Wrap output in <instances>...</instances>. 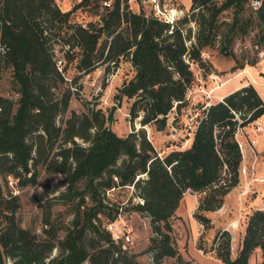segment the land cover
I'll return each mask as SVG.
<instances>
[{
  "label": "trees",
  "instance_id": "1",
  "mask_svg": "<svg viewBox=\"0 0 264 264\" xmlns=\"http://www.w3.org/2000/svg\"><path fill=\"white\" fill-rule=\"evenodd\" d=\"M248 2L190 0L184 14L170 23L145 13L141 2L137 11L120 0H112L110 6L101 5V0H79L62 10L56 0H0L4 48L0 62L12 67V83L19 95L16 100L0 95V177H16L20 186L33 184L42 165L62 177L53 187L46 185L45 195L35 197L40 200L63 185L54 197L73 203L72 218L60 236L48 199L42 206V233H37L19 223V195H6L0 179V264H143L107 228L128 208L150 218L154 235L148 246L149 264H163V257L179 254L171 218L186 192L196 195L195 219L209 225L208 212L218 209L240 181L242 152L236 129L261 119L264 98L252 82L208 104H190L187 93L197 79L194 66L202 74L215 68L204 52L215 49L231 56L230 70H236L245 65L235 54L236 38L243 39L255 26L254 44H264V0L256 8ZM101 6L105 9L99 13ZM80 7L101 15L85 24L75 21L72 12ZM226 10L231 12L230 20L222 15ZM56 45L65 59L62 67L57 64ZM124 56L133 73L116 95L131 99V130L116 133L108 125L112 112L85 99L84 110L71 109L60 123L58 117L71 98L80 97L77 75L66 74L68 63L74 62L81 74L101 64L107 70L114 68ZM189 104L193 128L188 126L185 144L160 152L147 137L146 126L165 129L168 114L173 111L176 122ZM196 105L200 112L195 113ZM125 186L131 187L128 201L133 197L142 201L123 206L107 195ZM230 243L228 230L216 231L210 250L220 264H248L256 248L261 249L258 264H264L263 208L249 212L234 255ZM54 248L58 251L52 255Z\"/></svg>",
  "mask_w": 264,
  "mask_h": 264
},
{
  "label": "rangeland",
  "instance_id": "2",
  "mask_svg": "<svg viewBox=\"0 0 264 264\" xmlns=\"http://www.w3.org/2000/svg\"><path fill=\"white\" fill-rule=\"evenodd\" d=\"M78 1L56 0L62 10L72 8ZM169 1L171 6L180 8L183 5L187 7L190 3V0ZM161 2H164V0H161ZM139 3L140 1L132 2L130 8L137 11ZM141 6L145 13H152L151 4L141 3ZM104 9L101 6L99 13ZM182 9L185 11L187 8ZM100 15L80 7L72 12V19L85 24L88 21L97 20ZM222 15L228 20L231 18L230 10L224 11ZM189 25L194 31L195 24L190 22ZM256 31L255 26L251 27L250 32L243 39L236 38L234 42L235 54L245 62L243 68L230 70L234 64V59L231 56L217 53L215 49L203 53V56L212 61L215 68L202 74L201 70L194 66L197 79L188 94L190 104H195L197 101H206L205 104L215 101L219 99L217 94H221L245 80L256 85L264 98V44L260 46L254 44ZM56 54L58 59H61V62H57V64L62 67L65 59L63 52L60 50V45H56ZM250 62L253 63L250 64ZM132 73L133 68L125 56L120 57L118 66L114 68L107 70L101 64L93 70L81 74L75 68L74 62L68 63L66 74L70 78L77 75L76 84L79 88L80 97L73 96L71 98L67 110L58 117V121L63 123L71 109L84 110L82 100L85 99L90 105L101 107L105 112H112V120L108 122V125L116 133L126 134L132 128V123L128 119L131 99L125 96L119 99L116 92H118L122 83L130 78ZM214 73L221 74L224 82L220 84L219 81L214 79ZM0 95L13 100H16L19 96L16 87L12 83V67L4 65L3 62H0ZM190 104L187 108L181 109L178 118L175 120L176 122L172 120L173 111L170 112L168 114V125L165 129L154 130L152 127L146 126L147 137L151 138L160 152L163 148L168 150L176 143L185 144L186 137L190 135L188 126L191 122V113H193ZM195 109H197L195 113L200 112L197 105ZM261 119L260 122L257 119L242 127L236 135L242 145V159L239 167L240 181L226 194L225 204L221 208L208 212L211 219L209 225L200 223L194 217L196 198L189 194L190 192L182 198L178 210L171 218V235L173 244L179 254L173 257H163V264H218V260L210 247L213 244L216 231L220 229H226L230 232L231 254L236 253L245 231L249 212L259 206L264 209V114ZM133 124L135 128L140 125L138 119H135ZM258 125H260V129ZM37 169L39 174L36 183L33 184L28 183L20 186L16 177L11 176V180L8 176H1L4 193L9 195L10 192H16L19 195L20 206L16 211L18 221L23 226L34 228L37 233H42L45 210L42 206L49 199L51 202L49 208L51 219L59 225L61 228L59 235L63 236L64 227L69 225L72 218L71 206H73V203L70 200L65 201L54 197L64 187L63 185L57 191L48 192L46 196H42V199L38 200L35 195H45L42 191L46 189V185L49 188L53 187L62 175L48 172L42 165H38ZM107 195L113 200L121 202L123 206H129L137 200L135 197H133L134 201L132 200V202L127 200L131 195V187L129 186L116 188L113 192H108ZM119 215L117 216V223L120 227L124 225L125 230H129L131 236V239L127 242L124 241V236L121 237L122 242L128 247L129 251L137 253L140 262L143 264L151 263L148 246L150 245V237L154 235V232L150 224V218L138 211H131L129 208L123 209ZM1 223L3 224V221ZM57 251L58 249L54 248L52 255L56 254ZM260 260L261 249L256 248L250 254L248 264H258Z\"/></svg>",
  "mask_w": 264,
  "mask_h": 264
},
{
  "label": "built area",
  "instance_id": "3",
  "mask_svg": "<svg viewBox=\"0 0 264 264\" xmlns=\"http://www.w3.org/2000/svg\"><path fill=\"white\" fill-rule=\"evenodd\" d=\"M120 1H121V5L125 2V3L129 4V6L132 2H139L140 1L141 3H149V4H151L152 14L154 16H156L157 18L162 19L164 21L170 22V23L174 22L177 18H179L181 15L184 14V10L182 8L171 6L169 0H164V2H161V0H120ZM101 2L105 6H110L112 0H101ZM261 4H262V0H249V2H248V5L253 7V8L258 7ZM0 51H4V48L2 45H0ZM57 62L60 63L61 59H58ZM213 78L216 79L217 81H219L220 84L224 82V81H222V76L219 73H214ZM189 93H190V90L187 93V97H188ZM190 119H191V117H190ZM257 119L259 120V122L261 121L260 118H257ZM257 119H255V120H257ZM258 127L260 129V125H258ZM189 128L190 129L193 128V124L191 122L189 124ZM240 129H242V127H238L236 129L235 136L237 135V133ZM236 138H237V136H236ZM237 140H238V138H237ZM238 143H239L240 149H242V145H241L239 140H238ZM8 177H9V179H11L10 175H8ZM137 199L139 201H142L141 198H137ZM117 221H118V217L115 218L113 221H110L107 224V228L111 231L114 238H121L124 236V239H125L124 241H126V242L129 241L131 239V236L129 234V230H125L124 225L122 227H120V225L117 223ZM0 226H1V222H0Z\"/></svg>",
  "mask_w": 264,
  "mask_h": 264
},
{
  "label": "crops",
  "instance_id": "4",
  "mask_svg": "<svg viewBox=\"0 0 264 264\" xmlns=\"http://www.w3.org/2000/svg\"><path fill=\"white\" fill-rule=\"evenodd\" d=\"M190 4V3H189ZM183 5V4H182ZM182 8H187V7H185L184 5L183 6H181ZM247 82H249V81H247V80H245L244 82H241V83H239V84H237L236 86H234V87H232L231 89H228L227 91H225V92H223V93H221V94H217L218 96H219V99L220 98H222V96L223 95H225L226 93H228V92H230L231 90H233V89H235V88H237V87H239L240 85H242L243 83H247ZM257 150H259V149H257ZM187 193H189V192H186L185 194H187ZM185 194L183 195V197L185 196ZM189 194H191V195H193L195 198H196V195L195 194H192V193H189ZM182 197V198H183ZM225 199H226V197H225ZM225 199H224V201H223V203H222V205L219 207V208H221L224 204H225ZM182 200V199H181ZM181 202V201H180ZM180 205V204H179ZM196 206H197V200H196ZM179 207V206H178ZM259 207H261V206H259ZM218 208V209H219ZM177 210H178V208H177ZM176 210V211H177ZM217 210V209H216ZM215 211V210H214ZM210 212H213V211H210ZM250 257V256H249ZM218 260V259H217ZM218 264H219V260H218Z\"/></svg>",
  "mask_w": 264,
  "mask_h": 264
},
{
  "label": "bare ground",
  "instance_id": "5",
  "mask_svg": "<svg viewBox=\"0 0 264 264\" xmlns=\"http://www.w3.org/2000/svg\"><path fill=\"white\" fill-rule=\"evenodd\" d=\"M223 85V84H222ZM262 120V119H261Z\"/></svg>",
  "mask_w": 264,
  "mask_h": 264
}]
</instances>
